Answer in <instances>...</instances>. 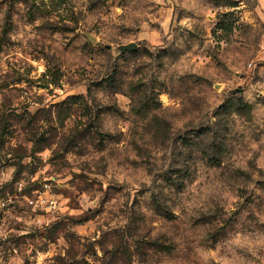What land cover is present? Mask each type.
<instances>
[{
    "label": "rangeland",
    "instance_id": "rangeland-1",
    "mask_svg": "<svg viewBox=\"0 0 264 264\" xmlns=\"http://www.w3.org/2000/svg\"><path fill=\"white\" fill-rule=\"evenodd\" d=\"M235 1L0 0V264H264V0Z\"/></svg>",
    "mask_w": 264,
    "mask_h": 264
},
{
    "label": "trees",
    "instance_id": "trees-1",
    "mask_svg": "<svg viewBox=\"0 0 264 264\" xmlns=\"http://www.w3.org/2000/svg\"><path fill=\"white\" fill-rule=\"evenodd\" d=\"M236 5V1L235 0H231L230 2V6H235ZM222 25L228 29V30H231L233 28V22L227 18H225L222 22ZM115 77H116V74L115 73H112L110 76H108L107 80L113 84L114 81H115ZM112 81V82H111ZM160 92H157L155 96H148V98H146L144 101H143V106H141V109L143 110L144 107L147 109V110H150L152 108L153 105H155V103H159V100H158V95H159ZM247 104H244L242 101H239V104L238 106L240 108H243V106H245ZM221 110L223 108H226L227 109V105L224 104L221 106ZM213 125H215V122L213 124L211 123H208L206 125L204 124H201L198 126L197 130L195 131L194 133V138L192 139H186L185 137L182 139L183 143L186 144V145H189L191 143H193L195 140H198L199 138H202L203 136L205 135H209V134H212L214 133V128H213ZM181 170V169H180ZM178 169H174L172 171V173H170L168 177V179H172L173 177H176V175L178 174ZM156 204V207L157 209L160 211V213H162L164 216H169L170 215V209L166 208V206H164L159 200H157L155 202ZM165 209V210H164Z\"/></svg>",
    "mask_w": 264,
    "mask_h": 264
},
{
    "label": "water",
    "instance_id": "water-1",
    "mask_svg": "<svg viewBox=\"0 0 264 264\" xmlns=\"http://www.w3.org/2000/svg\"><path fill=\"white\" fill-rule=\"evenodd\" d=\"M137 44L136 43H129V44H124V45H121L119 48L121 50L122 53L124 52H127V51H134L137 49Z\"/></svg>",
    "mask_w": 264,
    "mask_h": 264
},
{
    "label": "built area",
    "instance_id": "built-area-1",
    "mask_svg": "<svg viewBox=\"0 0 264 264\" xmlns=\"http://www.w3.org/2000/svg\"><path fill=\"white\" fill-rule=\"evenodd\" d=\"M40 198H41V196H40ZM44 201V200H43ZM42 200H41V202L44 204V202H43ZM49 204V203H51V204H53L54 206H55V201L54 200H47L46 202H45V204Z\"/></svg>",
    "mask_w": 264,
    "mask_h": 264
}]
</instances>
